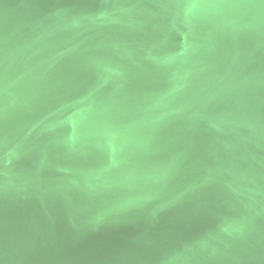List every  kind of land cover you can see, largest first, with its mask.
Returning <instances> with one entry per match:
<instances>
[{
  "label": "water",
  "instance_id": "95a60500",
  "mask_svg": "<svg viewBox=\"0 0 264 264\" xmlns=\"http://www.w3.org/2000/svg\"><path fill=\"white\" fill-rule=\"evenodd\" d=\"M0 264H264V0H0Z\"/></svg>",
  "mask_w": 264,
  "mask_h": 264
}]
</instances>
